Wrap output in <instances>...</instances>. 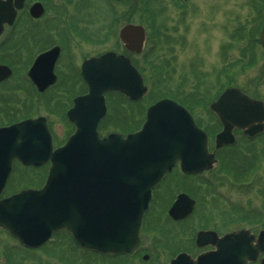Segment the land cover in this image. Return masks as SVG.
<instances>
[{
  "label": "water",
  "instance_id": "95a60500",
  "mask_svg": "<svg viewBox=\"0 0 264 264\" xmlns=\"http://www.w3.org/2000/svg\"><path fill=\"white\" fill-rule=\"evenodd\" d=\"M23 2L15 0V8L20 9ZM119 38L127 50L138 53L144 31L140 26L127 25ZM260 41L264 48V24ZM45 55L49 58L51 53ZM81 74L88 94L75 99L67 113L76 130L64 146L52 149L44 120L0 128V195L14 160L33 167L50 162L41 189L21 191L0 200V227L26 248H37L52 233L65 230L83 249L100 254H129L138 244V230L151 190L164 174L177 161L183 172L200 173L211 167L213 156L207 153L206 136L190 114L169 99L147 109L137 133L126 138L110 134L100 139L97 126L105 116L104 93L119 92L137 101L146 88L129 60L111 52L86 61ZM31 78L39 83L37 71L31 72ZM262 108L237 89L224 91L210 105L223 126L215 138L216 147L233 143V127L246 129L248 135L260 131L258 117L264 114ZM192 204L180 195L169 215L175 219L185 217ZM208 237V233H199L197 244ZM228 240L232 252H227L226 259L218 250L200 255L195 261L179 254L169 264H247L255 262L259 254L264 255V231L257 239L249 231H239Z\"/></svg>",
  "mask_w": 264,
  "mask_h": 264
},
{
  "label": "rangeland",
  "instance_id": "374dc122",
  "mask_svg": "<svg viewBox=\"0 0 264 264\" xmlns=\"http://www.w3.org/2000/svg\"><path fill=\"white\" fill-rule=\"evenodd\" d=\"M46 1L50 7L53 4L61 5L66 0ZM71 1L78 2L80 15L77 20L88 27L82 30L93 38V42L89 43L73 38L70 40L66 54L72 55L74 63L77 62L78 65L84 58L103 51L121 53V44L117 38L121 27L127 24L141 26L145 30L147 43L139 54L140 59L146 53L145 57L149 62L164 68L168 76L162 75L160 81L164 79L167 88L176 87L180 93L186 94L188 103L192 101L188 105L195 120L203 128L212 129V133L216 131H213L214 123L207 106L221 87H237L252 98L261 99L264 96V54L260 52L256 42L250 41L251 33L254 32L250 21L256 18L254 11L256 5L260 4L259 0H130L123 4L113 0ZM73 14L77 15V12ZM149 16L154 18L162 35L160 43L153 48L155 39L150 35L153 20L149 21ZM246 44L257 50L254 56H248L246 52L243 54L242 48L248 47H244ZM150 48L152 51L148 53ZM234 63L239 66L232 77ZM144 69L147 76L145 85L150 88L152 79L149 76L152 71L145 65ZM84 91V88H79L77 93ZM171 91L174 92L173 89ZM20 92L21 90L14 89L13 96L9 97L10 102L0 101V108L7 105L9 107L11 103L13 107L19 104L23 97ZM159 95L155 91L139 104H129L117 94L106 96L108 110L106 118L99 126L100 135L105 136L112 132L126 135L139 129L150 101ZM46 115L50 120L49 128L58 144L55 143L59 145L69 137L74 128L64 115L52 116L47 108ZM239 142L243 146L241 151H221L223 157L232 160V164L227 167L229 171H234V185L229 184V171L224 167L221 169L219 164L202 175L207 182L200 180V176L181 179L179 174H173V181L178 183L170 186L171 194L166 192L160 197V192L152 209L166 215L173 196L186 191L198 198L200 206L195 212V219L183 227L169 226L160 220L159 225L163 227L158 226L161 228L160 233L164 235L159 237L158 232L150 233L151 243L162 246L167 241V235L174 243L171 250L180 251L187 245L186 236L193 230L191 225H215L218 228L219 223L216 220L219 217L214 216L223 210L226 211V216H223L222 221L231 216L237 221V229H248L254 233L264 229V158L260 157L263 151L256 152L251 143ZM44 174L45 169H24L15 164L2 197L23 189L41 187ZM185 228L186 233H183ZM147 235L148 233L144 238ZM176 235L180 237V242ZM63 239L64 236H60L43 249L27 251L0 228V264H77L78 257H75L73 248L69 242H61ZM168 255V248L160 251L159 261H165ZM138 261L136 264L141 260ZM78 262L85 264L81 258Z\"/></svg>",
  "mask_w": 264,
  "mask_h": 264
},
{
  "label": "flooded vegetation",
  "instance_id": "af4514ba",
  "mask_svg": "<svg viewBox=\"0 0 264 264\" xmlns=\"http://www.w3.org/2000/svg\"><path fill=\"white\" fill-rule=\"evenodd\" d=\"M14 2L15 0H0V101L1 103L10 102L9 97L10 95L13 96L12 92L14 89L21 90L20 93L23 95V97L19 104L15 105L14 107L11 106L13 104L11 103L9 104V107L7 105L6 107L0 108V127L10 126L24 120L42 118L46 121L48 129L50 130V120L46 115V108L48 113L50 112V115L52 116L58 117L66 115L67 110L72 106L73 99L85 93V91L80 94L77 93L79 88L85 89L80 76V66L90 57L84 58L78 65L77 62L74 63L72 55L67 56L66 54L68 51L69 42L73 38L89 43L93 42V38L89 37V35H87V33L82 30V28L87 29L88 27L86 25H82L79 23V20H77V17L80 15V10L78 11L79 7L78 2L76 1L66 0L63 1L61 5L53 4L49 7V4H47L46 0H24L20 9L15 8ZM258 2L260 4L256 5V9L254 11L256 18L250 21L252 24L251 28L254 29V32L251 33V43H254L257 40L259 28L262 25L264 19V0H259ZM119 3L123 4L124 1ZM73 12H77V15H74ZM106 35L108 38V34ZM247 38L249 39V37ZM256 45H258L259 48V44L257 43ZM244 47H247L248 49L242 48V52L243 54L246 52V55L248 56H254L255 52L257 51L253 46L248 44H246ZM121 49V53H124L125 49L122 44L120 50ZM259 50L262 54H264V50L261 48H259ZM69 51L72 52L71 50ZM103 52H99L96 55H100ZM47 53H51L49 58H47L45 55ZM130 56L131 61L132 58H134L133 66L141 73L142 59H140L139 55ZM40 57H42V59L37 63V59ZM232 66L234 68L232 71V77H234L238 70L237 66L239 65L234 63ZM32 71H37L39 83L35 82L31 78ZM51 78L53 79L52 82L49 81ZM245 94L248 95L247 93ZM249 97L251 99L261 101L264 105L263 95L261 99L252 98L251 96ZM62 99L64 100L61 101ZM211 118L213 119L214 123L213 131L216 132L212 133V131L210 132L212 129L209 130L207 128H204V131L208 136V149L214 152L215 155V165L219 164L221 169L224 167L227 171H229L227 166L232 164V160L227 159V157H223L221 151L227 149H232L230 152L239 150L241 151L243 146L242 144L239 145V141H242L244 144L251 143L254 146V150L256 152L263 151L260 154V157L264 158V147H262V143H264V128L263 132L253 136L245 134L240 129H234L231 132L233 135V144L229 147H222L215 150L214 138L211 139L212 137L210 138V135L213 134L215 137V134L221 131V126L214 115H211ZM261 118L262 122L264 123V115H262ZM7 121L8 123H4ZM50 135L52 145L55 148L61 146L64 143L62 142L61 144L57 145L58 143L55 140V136L51 130ZM210 147L212 149H210ZM229 173L231 175V177H229V184L234 185V171L230 170ZM173 174H179L181 179H189L200 176V180L207 182V179L202 177L204 173L199 176L181 174L179 172V164H177L173 171L166 175L159 187L152 192L149 209L143 216L139 230V245L132 254L125 256L97 255L90 251L80 249L66 233H58L57 235L52 236L47 243L37 250L45 248V246H47L49 243L52 244L60 236H64V239L61 240V242H69L70 246L73 248L75 257H78L77 264H82V262H78L80 258L83 262H85V264H136V262H139L138 260H141L139 264H167L179 253H185L191 259H195L200 254H209L212 252H217L218 250L220 253H224L223 258L226 259V256L229 254V252L230 254L232 252V243L231 240H228L230 235L239 230L248 229H237L235 225L237 221L231 216L230 218H225L222 221L223 216H226V211L224 210L222 212L219 211L217 215L214 216L219 217L216 220V222L219 223L218 228H216L215 225H191L193 230L191 232L189 231L186 236L188 240L187 245H185L184 249H181L180 251L176 252L171 250L174 243L171 238H168L167 235H165L167 241L166 243H163L162 246L158 245L157 243H151L149 237L152 236H149L150 233L158 232L159 237L164 235L160 233V227H163L159 225L160 220H162L164 223H167L169 226H175L177 228L183 227L190 220L195 219V212L197 211V207L200 206L198 198L186 191L175 194L170 205L176 199L178 194L182 193L188 195L194 200V206L192 212L187 217H184L180 220H175L168 216V210H166V216L158 210L152 209L153 204H155L156 199H158L156 197H159V193L161 192L160 197H162L166 192L171 194L172 188L170 186L176 185L178 183L177 181H173ZM166 181H168L167 184ZM221 221L225 225H222ZM261 230H258L257 233ZM199 232L211 233L209 234V240H204L202 243L203 245L201 244V247H197L195 243L197 234ZM146 233H148V235L144 238ZM183 233H186V228L183 230ZM176 237L180 242V237L177 235ZM165 248H168L169 255L165 257V261H159V257H161L160 251L162 252ZM263 258L264 256H259L256 263L248 264H260V261Z\"/></svg>",
  "mask_w": 264,
  "mask_h": 264
},
{
  "label": "trees",
  "instance_id": "16d2710c",
  "mask_svg": "<svg viewBox=\"0 0 264 264\" xmlns=\"http://www.w3.org/2000/svg\"><path fill=\"white\" fill-rule=\"evenodd\" d=\"M149 18H151V16H149ZM151 27V26H150ZM153 65V64H152ZM155 66V65H154ZM155 68V72H157V70L159 69V70H161L159 67H154ZM164 84V88L163 89H161V90H159L158 88H154V90H157V92H158V95L159 96H170V97H173V98H175V99H177V100H180V96L178 95V94H173V93H171L168 89H167V87L165 86V83H163ZM155 85V83H153V87H155L154 86ZM156 92V93H157ZM168 94V95H167ZM152 95V94H151ZM155 97V96H154ZM186 97H184V103L185 104H189L190 102H192L191 100L189 101V103H188V101L186 100ZM180 101H182V100H180Z\"/></svg>",
  "mask_w": 264,
  "mask_h": 264
}]
</instances>
